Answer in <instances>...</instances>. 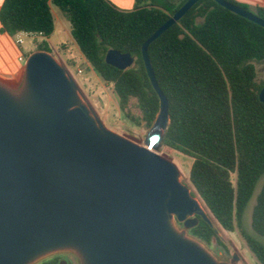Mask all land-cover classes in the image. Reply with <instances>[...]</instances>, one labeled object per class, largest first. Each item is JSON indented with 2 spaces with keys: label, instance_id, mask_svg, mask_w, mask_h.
I'll use <instances>...</instances> for the list:
<instances>
[{
  "label": "water",
  "instance_id": "obj_1",
  "mask_svg": "<svg viewBox=\"0 0 264 264\" xmlns=\"http://www.w3.org/2000/svg\"><path fill=\"white\" fill-rule=\"evenodd\" d=\"M199 1L187 0L142 44L159 99L144 146L107 129L66 65L49 52L26 58L18 89L0 82V264H34L64 252L79 264H237L236 255L219 261L188 235L199 219L218 231L177 166L156 153L168 100L148 47ZM212 1L264 28L254 13ZM104 60L122 71L134 64L129 53L113 49ZM258 98L264 103V88Z\"/></svg>",
  "mask_w": 264,
  "mask_h": 264
},
{
  "label": "trees",
  "instance_id": "obj_2",
  "mask_svg": "<svg viewBox=\"0 0 264 264\" xmlns=\"http://www.w3.org/2000/svg\"><path fill=\"white\" fill-rule=\"evenodd\" d=\"M186 1L135 0L133 10L122 11L108 0H4L0 34L11 39L20 33L40 35L36 51L51 53L50 6L57 7L81 56L112 86L126 117L150 128L159 99L147 78L141 47ZM225 1L264 20L262 8ZM109 49L129 53L133 66L122 71L106 64ZM148 56L168 100L162 144L192 159L188 175L192 194L221 229L237 231L258 264H264V243L243 228L245 208L264 177V103L258 98L264 83L257 81L253 63L264 61V28L212 0H200L149 45ZM66 65L70 69L75 62ZM131 100L140 112L138 118L130 115ZM251 227L264 237V185L256 197ZM188 235L208 247L212 239L224 247L201 219ZM59 261L53 257L41 264Z\"/></svg>",
  "mask_w": 264,
  "mask_h": 264
},
{
  "label": "rangeland",
  "instance_id": "obj_3",
  "mask_svg": "<svg viewBox=\"0 0 264 264\" xmlns=\"http://www.w3.org/2000/svg\"><path fill=\"white\" fill-rule=\"evenodd\" d=\"M51 9L55 25L54 32L47 41L51 55H53L57 60H60L64 65H66L69 61L75 62L73 68H70L72 73L71 75L80 87L84 98L94 109L107 129L133 141L139 146H144V141L147 135L152 131L153 124L150 128H147L144 125L138 126L128 117H126L125 113L119 107L118 98L113 92L112 86L105 83L100 78V76L84 60L77 46L73 43L68 21L63 17L62 13L57 7L51 5ZM19 37L23 40L21 45L16 44L17 37L13 38L11 41H8L5 38L0 41V60L2 62L20 65L18 61V57L20 55H24L27 58L30 54L36 51V46L38 43H40V39H30L23 35H19ZM64 43L65 48L61 49V44ZM253 63L256 67L257 81L259 83H264V61ZM78 70H81V74H77ZM22 77L23 64L18 71V76H14V81H11V79L0 74V82L11 89L16 90L20 86ZM128 109L131 116L136 118L140 116L139 110L135 107V100H131ZM164 130L165 129L163 128L162 135L164 134ZM156 153L172 161L177 166L181 173V182L185 184L193 193L194 189L188 178L192 159L169 147L164 146L162 143ZM262 185H264V177L260 178L257 182L252 197L245 208L243 214V228L248 234L255 236L258 240L264 243V237L258 236L251 227L252 210ZM196 198L198 199L197 196ZM175 224L178 229H182V225L178 224L177 222H175ZM214 225L218 231L217 236L222 241L224 247L218 246L215 239H212V245L210 247L204 245L203 243L202 244L217 260L229 262L232 256L236 255L238 258L237 264H258L237 231L228 233L221 229L216 222H214ZM53 257H58L60 260H65L70 264H79L76 256L69 252L54 254L46 257L45 259ZM43 260H40L34 264H41V261Z\"/></svg>",
  "mask_w": 264,
  "mask_h": 264
},
{
  "label": "crops",
  "instance_id": "obj_4",
  "mask_svg": "<svg viewBox=\"0 0 264 264\" xmlns=\"http://www.w3.org/2000/svg\"><path fill=\"white\" fill-rule=\"evenodd\" d=\"M4 0H2L3 3ZM113 6H115L117 9L122 11H130L134 9L135 0H108ZM240 4L247 5L251 8H262L264 9V0H234ZM0 3V7L2 5ZM51 8V6H50ZM52 11V9H51ZM54 21V19H53ZM55 29V25H54ZM19 36V34L17 35ZM16 36V37H17ZM7 39L8 41H11L12 39L7 37L6 35L0 34V41L3 39ZM49 39V38H48ZM47 39V41H48ZM20 65L15 63H4L0 60V74L6 76L7 78L11 79V81H14V76H18V71L22 67L21 62H19Z\"/></svg>",
  "mask_w": 264,
  "mask_h": 264
},
{
  "label": "built area",
  "instance_id": "obj_5",
  "mask_svg": "<svg viewBox=\"0 0 264 264\" xmlns=\"http://www.w3.org/2000/svg\"><path fill=\"white\" fill-rule=\"evenodd\" d=\"M19 35H23V36L30 38V39H34V38L40 39V35H35V34H31V33L30 34L29 33H20ZM22 43H23V40L19 36H17L16 44L21 45ZM25 60H26V57L24 55H20L18 57V61L23 63V64H24ZM67 69L70 72V74H72L71 70L68 67H67ZM77 74H81V70H78Z\"/></svg>",
  "mask_w": 264,
  "mask_h": 264
},
{
  "label": "bare ground",
  "instance_id": "obj_6",
  "mask_svg": "<svg viewBox=\"0 0 264 264\" xmlns=\"http://www.w3.org/2000/svg\"><path fill=\"white\" fill-rule=\"evenodd\" d=\"M157 131L160 132V133H163V128H162L161 126H159V127L157 128Z\"/></svg>",
  "mask_w": 264,
  "mask_h": 264
},
{
  "label": "clouds",
  "instance_id": "obj_7",
  "mask_svg": "<svg viewBox=\"0 0 264 264\" xmlns=\"http://www.w3.org/2000/svg\"><path fill=\"white\" fill-rule=\"evenodd\" d=\"M0 3H2V0H0Z\"/></svg>",
  "mask_w": 264,
  "mask_h": 264
},
{
  "label": "flooded vegetation",
  "instance_id": "obj_8",
  "mask_svg": "<svg viewBox=\"0 0 264 264\" xmlns=\"http://www.w3.org/2000/svg\"><path fill=\"white\" fill-rule=\"evenodd\" d=\"M67 264H70V263L67 262Z\"/></svg>",
  "mask_w": 264,
  "mask_h": 264
}]
</instances>
